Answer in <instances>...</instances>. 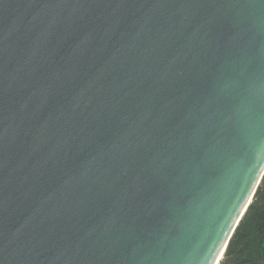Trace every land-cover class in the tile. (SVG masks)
Listing matches in <instances>:
<instances>
[{"label":"water","instance_id":"obj_1","mask_svg":"<svg viewBox=\"0 0 264 264\" xmlns=\"http://www.w3.org/2000/svg\"><path fill=\"white\" fill-rule=\"evenodd\" d=\"M264 175V0H0V264H218Z\"/></svg>","mask_w":264,"mask_h":264},{"label":"trees","instance_id":"obj_2","mask_svg":"<svg viewBox=\"0 0 264 264\" xmlns=\"http://www.w3.org/2000/svg\"><path fill=\"white\" fill-rule=\"evenodd\" d=\"M218 264H264V175Z\"/></svg>","mask_w":264,"mask_h":264}]
</instances>
